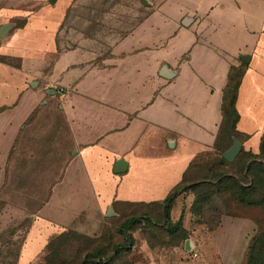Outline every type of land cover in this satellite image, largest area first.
Returning a JSON list of instances; mask_svg holds the SVG:
<instances>
[{
  "label": "crops",
  "instance_id": "0c3cea01",
  "mask_svg": "<svg viewBox=\"0 0 264 264\" xmlns=\"http://www.w3.org/2000/svg\"><path fill=\"white\" fill-rule=\"evenodd\" d=\"M72 1L0 0V171L39 109L56 102L64 124L68 157L43 209L162 201L198 155L215 151L232 66L242 74L231 141L258 152L264 0H140L147 11L99 58L57 46ZM118 159L125 170L115 173ZM45 227L29 228L20 264L40 251Z\"/></svg>",
  "mask_w": 264,
  "mask_h": 264
},
{
  "label": "rangeland",
  "instance_id": "374dc122",
  "mask_svg": "<svg viewBox=\"0 0 264 264\" xmlns=\"http://www.w3.org/2000/svg\"><path fill=\"white\" fill-rule=\"evenodd\" d=\"M146 11L140 0H73L57 46L99 58ZM49 107L25 123L0 171V264H20L34 223L46 226L42 248L26 264H264V152L239 150L229 162L221 148L198 155L168 223L157 203H112L110 215L107 208L94 214L88 203L53 201L43 209L68 157L56 102ZM224 132L220 146L229 138ZM131 218L124 232L132 244L113 249L124 242L120 224Z\"/></svg>",
  "mask_w": 264,
  "mask_h": 264
},
{
  "label": "trees",
  "instance_id": "16d2710c",
  "mask_svg": "<svg viewBox=\"0 0 264 264\" xmlns=\"http://www.w3.org/2000/svg\"><path fill=\"white\" fill-rule=\"evenodd\" d=\"M242 74V68L241 67H235L232 66L229 68L228 73H227V77H226V83L225 86L222 90V97H221V105H220V112H221V120H220V124H219V128H218V134H217V139H216V143H215V150H217L218 148H221L220 151V158L221 160L225 161L222 157H221V153L223 151H225L228 146L231 144V138L232 137H237L238 134L235 130V122L237 120V112L234 108V101H235V96H236V89L240 80ZM229 128V134L226 135V137H229L228 140L226 141L224 146H220L219 145V139H220V134L225 135V128ZM264 130L261 136V140H260V144H259V150L257 153L253 154L250 152H245L242 149H240L241 152L243 153H249L252 154L254 157H256L258 154L264 152ZM223 147V148H222ZM227 162V161H225ZM192 163L189 165L188 169H187V173H185V177L189 174H191L190 169H191ZM184 177V179H185ZM183 179V181H184ZM182 181V182H183ZM181 182V183H182ZM181 183H179L178 185H176L175 187H173L171 189V191L166 195V197L160 201V202H152V203H157L160 204L161 206V212H162V218L163 221L165 223L169 222V210L171 207V202H172V198H174V196L176 195L177 192L181 191V190H185L187 189V187L185 185H182ZM134 220V218L128 219V220H124L120 226V232H121V236L123 239V244H115L113 245V249L116 248H128L131 244H132V238L129 235L125 234V230L127 229V227L130 225V223ZM147 221H149V219H146ZM176 226V225H175Z\"/></svg>",
  "mask_w": 264,
  "mask_h": 264
},
{
  "label": "water",
  "instance_id": "95a60500",
  "mask_svg": "<svg viewBox=\"0 0 264 264\" xmlns=\"http://www.w3.org/2000/svg\"><path fill=\"white\" fill-rule=\"evenodd\" d=\"M240 58L243 62L248 61V56H241ZM239 150H240V144L235 138H233L230 146L225 151H223L221 153V157L225 161L229 162L238 153ZM112 170L115 173H120V172L125 170V165L123 164V162L120 159H118L114 162ZM105 214L110 215V209L109 208H107V210L105 211Z\"/></svg>",
  "mask_w": 264,
  "mask_h": 264
}]
</instances>
